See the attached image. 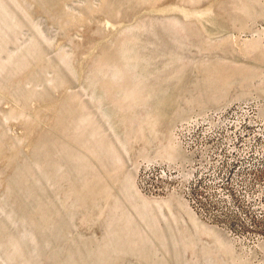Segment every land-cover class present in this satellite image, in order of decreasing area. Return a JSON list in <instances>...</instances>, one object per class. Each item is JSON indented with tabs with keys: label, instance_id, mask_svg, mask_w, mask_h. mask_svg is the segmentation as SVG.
I'll use <instances>...</instances> for the list:
<instances>
[{
	"label": "rangeland",
	"instance_id": "374dc122",
	"mask_svg": "<svg viewBox=\"0 0 264 264\" xmlns=\"http://www.w3.org/2000/svg\"><path fill=\"white\" fill-rule=\"evenodd\" d=\"M235 102L264 125V0H0V264H264V196L138 185L183 190L175 127Z\"/></svg>",
	"mask_w": 264,
	"mask_h": 264
},
{
	"label": "built area",
	"instance_id": "2783aa9c",
	"mask_svg": "<svg viewBox=\"0 0 264 264\" xmlns=\"http://www.w3.org/2000/svg\"><path fill=\"white\" fill-rule=\"evenodd\" d=\"M174 133L188 155L183 190L172 183L170 172L152 165L140 172V188L148 194L180 188L191 208L208 221L245 219L240 210L264 196V125L252 108L231 103L180 122Z\"/></svg>",
	"mask_w": 264,
	"mask_h": 264
}]
</instances>
